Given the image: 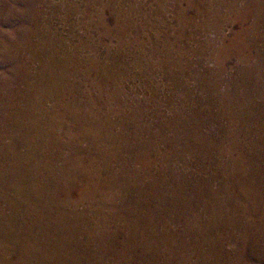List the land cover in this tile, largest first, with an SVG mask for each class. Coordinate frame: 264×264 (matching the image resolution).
Masks as SVG:
<instances>
[{
	"label": "rangeland",
	"instance_id": "374dc122",
	"mask_svg": "<svg viewBox=\"0 0 264 264\" xmlns=\"http://www.w3.org/2000/svg\"><path fill=\"white\" fill-rule=\"evenodd\" d=\"M256 19L257 0H0V231L6 227L2 218L11 217L14 209L19 207L15 222L9 226L26 231L42 228L41 233L47 232L53 242H57V236L60 239L62 233H65V239L74 237L77 244L71 245L66 256L69 261L77 260V264H177L180 257L177 253L186 252L178 247L177 243L181 244V241L177 234L182 228L192 230L193 225H182L188 220L182 217L184 213L177 209L165 212L154 197H149L151 207H146L144 197L148 193H143L142 188L147 187L153 192L156 187L163 189L171 178L182 180L184 175L181 172L185 170L192 174L197 159L207 156L208 150V154L219 157L237 156L227 141L224 146L220 144L214 148L213 144H201L199 140L201 136L211 134L227 140L226 136L236 134L231 116L234 113L233 117L237 116L235 106L238 102L233 99L231 105H226L229 100L223 99V94L245 93L250 87L253 89V83L257 81V74L252 72L257 68ZM242 26L245 31L237 34ZM249 69L248 74H255V77L238 72ZM249 78H254L252 84ZM66 96H71L77 106L81 104L83 113H60L55 109L56 102H63ZM247 97L249 101L251 96ZM217 116H221L223 124L228 126L220 136L217 134L220 126L214 121ZM139 134L146 145L133 140V135L140 137ZM236 136L241 142L246 135L239 130ZM191 138L193 142L188 146ZM173 140L180 144L173 143ZM165 152L167 157L170 155V168L175 170V176H168V168L163 170L161 167ZM160 157L161 162L158 161ZM159 169L164 173L158 172ZM216 186L217 183L213 185ZM15 189H19L18 192ZM13 203L17 204L11 205ZM127 203L133 209L127 208ZM174 214L182 218V222L174 221ZM150 230L153 234L156 232L154 240L161 242L155 251L156 260L147 251ZM126 231L132 234L128 240L122 236ZM4 235L7 236L0 233V236ZM8 247L0 261L16 263L20 245L16 243L11 250V244ZM24 259L31 260V257L28 254ZM35 264L45 263L37 261Z\"/></svg>",
	"mask_w": 264,
	"mask_h": 264
},
{
	"label": "bare ground",
	"instance_id": "6f19581e",
	"mask_svg": "<svg viewBox=\"0 0 264 264\" xmlns=\"http://www.w3.org/2000/svg\"><path fill=\"white\" fill-rule=\"evenodd\" d=\"M9 1V0H8ZM199 1V0H198ZM221 2V1H219ZM236 2V1H235ZM224 3V2H223ZM221 4V3H220ZM246 5V4H245ZM249 6V4H248ZM221 7V6H220ZM230 7V6H229ZM233 7V6H232ZM246 7V6H245ZM200 8V7H199ZM237 8V7H236ZM250 8V7H249ZM235 9V8H233ZM256 9V8H255ZM231 10V9H230ZM249 10V9H248ZM243 12V11H242ZM245 12V11H244ZM243 12V13H244ZM251 12V11H250ZM207 13V12H206ZM216 13V12H215ZM236 13V12H234ZM242 13V14H243ZM220 14V13H219ZM250 14V13H249ZM216 15V14H215ZM246 15V14H245ZM256 15V14H255ZM231 17V16H230ZM236 18V17H235ZM257 70L255 69L252 72L257 74V83L254 82V78L250 79L251 84L252 81L254 82L253 89L250 87L248 91L245 93H226L223 94V99L226 101L229 100L227 104L231 105V101L236 99L238 105L235 106L237 109L236 117L235 113L231 116V120L234 123L232 129L236 131V134H229L226 136V139L221 138V134H223L226 130H228V126L226 127L221 119V116L215 117L214 121L219 124V133H217L220 138L217 139L215 135H204L201 136L199 142L201 144L209 143L210 145L213 144L214 148L217 146H224L225 141L229 142L230 145L234 148H231V151L237 153V156L230 155L223 157V155L216 156L208 154L207 156L199 157L197 159V164L195 168L192 170V174H188V171L183 170L181 173L184 175L182 180H178L176 178H171V181H167L162 188L156 187L155 190L148 191L147 187H143V193H148L145 195L144 200H146L145 206L149 208L151 207V203L149 201V197H154L159 202L158 205L164 209V211H169L172 209H177V211H181L184 214L182 215L187 217L186 224H182L184 226L193 225L192 230H185L181 226L180 233L177 234L178 240H180L181 244L178 247L181 248V251H186L184 253L181 252L179 254V259L176 261L177 264H264V0H257ZM209 23V21H208ZM207 23V25H209ZM217 23V22H216ZM239 23V22H238ZM243 23V22H242ZM26 24V23H25ZM219 24V22H218ZM241 24V23H240ZM255 26V25H254ZM244 26L238 31L237 34L242 33ZM247 27V24H246ZM253 28V27H252ZM256 28V27H255ZM256 30V29H255ZM254 30V31H255ZM253 31V30H252ZM2 32V31H1ZM247 32V31H246ZM256 34V33H255ZM242 36V35H241ZM251 36V35H250ZM254 36V35H253ZM235 37V36H234ZM240 38V37H239ZM21 40V39H20ZM238 40V39H237ZM213 41V40H212ZM228 42V41H227ZM239 42V41H238ZM244 42V40H243ZM212 43V42H211ZM245 43V42H244ZM253 44V43H252ZM11 45V44H10ZM211 45V44H210ZM247 45V44H246ZM209 46V45H208ZM214 47V46H213ZM227 47V46H226ZM229 47V46H228ZM237 47V46H236ZM252 47V46H251ZM36 48V47H35ZM219 48V47H218ZM241 48V46H240ZM249 48V46H248ZM256 48V47H254ZM226 49V48H225ZM231 49V48H230ZM250 49V48H249ZM248 49V50H249ZM236 50V49H235ZM244 50V49H243ZM230 51V50H229ZM253 51H256L253 50ZM223 52V51H222ZM226 52V51H225ZM234 52V51H233ZM231 52V53H233ZM251 52V51H250ZM237 53V52H236ZM249 53V52H248ZM50 54V53H49ZM256 54V53H255ZM240 56V54H238ZM253 55V54H252ZM32 56V55H31ZM110 56V55H109ZM112 56V55H111ZM226 56V55H225ZM243 56V55H241ZM247 56V55H246ZM37 57V56H36ZM115 57V56H113ZM27 58V57H26ZM41 58V57H40ZM230 58V57H229ZM111 59V58H110ZM242 59V58H240ZM8 60V59H7ZM66 60V59H65ZM68 60V59H67ZM71 60V57H70ZM94 60V59H93ZM221 60V59H220ZM219 60V61H220ZM226 60V59H225ZM57 61V60H56ZM224 61V60H223ZM240 61V60H239ZM243 61V60H242ZM250 61V59H248ZM51 62V61H50ZM53 62L55 60L53 59ZM73 62V61H72ZM80 62V61H79ZM86 62V61H85ZM83 62V63H85ZM93 62V61H92ZM113 62V61H112ZM251 62V61H250ZM47 63V62H46ZM75 63V61L73 62ZM82 63V64H83ZM87 63V62H86ZM98 63V61H97ZM108 63V62H107ZM244 63V61H243ZM45 64V62H44ZM57 64V63H56ZM66 64V61H65ZM64 64V65H65ZM71 64V63H70ZM101 64V63H100ZM43 65V64H42ZM54 65V64H53ZM68 65V64H67ZM78 65V63H77ZM112 65V64H111ZM222 65V64H221ZM252 65V64H251ZM46 66V65H44ZM54 67V66H53ZM58 67V66H57ZM223 67V66H222ZM221 67V68H222ZM41 68V67H40ZM46 68V67H45ZM56 68V67H55ZM64 69V68H63ZM78 69V68H77ZM81 69V67H80ZM108 69V68H107ZM224 69V68H223ZM222 69V70H223ZM244 69V68H243ZM252 69V68H251ZM69 70V69H68ZM74 70V69H73ZM83 70V69H82ZM110 70V69H109ZM5 71V70H4ZM41 71V70H39ZM59 71V70H58ZM63 71V70H61ZM65 71V70H64ZM102 71V70H101ZM105 71V70H104ZM57 72V70H56ZM71 72V71H68ZM66 72V73H68ZM75 72V70H74ZM80 72V71H79ZM82 72V71H81ZM103 72V71H102ZM214 72V71H213ZM240 74L251 75L255 74H248L250 72L248 70H239ZM14 73V72H13ZM53 73V72H52ZM64 73V72H63ZM62 73V74H63ZM209 73V72H208ZM61 74V75H62ZM75 74V73H74ZM82 74V73H81ZM217 74V73H216ZM79 75V74H78ZM24 76V75H23ZM75 76V75H73ZM237 76V75H236ZM245 76V75H244ZM80 77V76H79ZM243 77V76H242ZM246 77V76H245ZM255 77V76H254ZM20 78V77H19ZM17 78V79H19ZM29 78V77H28ZM34 78V77H33ZM32 78V79H33ZM88 78V77H87ZM214 78V77H213ZM219 78V77H217ZM216 78V79H217ZM222 78V77H221ZM61 79V78H60ZM75 79V78H73ZM77 79V78H76ZM248 79V80H249ZM30 80V79H29ZM69 80V79H68ZM215 80V79H214ZM16 81V80H15ZM67 81V80H66ZM78 81V80H77ZM86 83L85 79L83 80ZM82 81V82H83ZM218 81V80H216ZM20 82V79H19ZM23 82V81H22ZM29 82V81H28ZM45 82V81H44ZM68 82V81H67ZM66 82V83H67ZM74 82V81H73ZM80 82V81H79ZM214 82V81H213ZM220 82V81H218ZM234 82V81H233ZM11 83V82H10ZM81 83V82H80ZM240 83V82H238ZM244 83V82H243ZM15 84V82H14ZM18 84V83H17ZM16 84V85H17ZM24 84V83H23ZM92 84V83H91ZM96 84V83H95ZM222 84V83H221ZM229 84V83H228ZM246 84V83H245ZM20 85V84H19ZM30 85V84H29ZM61 85V84H60ZM59 85V86H60ZM94 85V84H93ZM213 85V84H212ZM15 86V85H14ZM68 86V84L66 85ZM80 86V85H79ZM82 86V85H81ZM102 86V85H101ZM215 86V85H214ZM27 87V85H26ZM23 87V88H26ZM58 88V86H56ZM61 87V86H60ZM76 87V86H75ZM207 87V86H206ZM213 87V86H212ZM217 87V86H216ZM219 87V86H218ZM229 87V86H228ZM240 87V86H239ZM243 87V86H242ZM17 88V87H16ZM42 88V87H41ZM48 88V87H47ZM87 88V87H86ZM96 88V87H95ZM68 89V88H67ZM220 89V88H219ZM245 89V88H244ZM26 90V89H25ZM60 90V89H59ZM76 90V89H75ZM221 90V89H220ZM226 90V89H225ZM256 90V91H255ZM15 91V90H14ZM253 91V92H252ZM24 92V90H23ZM73 92V91H72ZM76 92V91H75ZM88 92V89H87ZM103 92V91H102ZM216 92V91H215ZM226 92V91H225ZM242 92V91H241ZM16 93V91H15ZM26 93V92H25ZM71 93V92H70ZM32 94V93H31ZM63 94V93H62ZM79 94V92L77 93ZM209 94V93H208ZM19 95V94H18ZM82 95V94H81ZM115 95V94H114ZM93 96V95H92ZM95 96V94H94ZM100 96V95H99ZM110 96V95H109ZM251 96L249 101L248 97ZM37 97V96H36ZM62 97V96H61ZM63 102H56L57 106L55 109H59L60 113H75L76 111L81 113L83 106L79 104L78 106L72 101L73 98L71 96H66ZM77 97V96H76ZM84 97V96H83ZM86 97V96H85ZM209 97V96H208ZM221 97V96H220ZM32 98V97H31ZM81 98V97H80ZM97 98V96H96ZM100 98V97H99ZM211 98V97H210ZM27 99V98H26ZM60 99V98H59ZM87 99V98H86ZM92 99V98H91ZM116 99V98H115ZM218 99V98H217ZM222 99V98H221ZM55 100V99H54ZM75 100V99H74ZM88 100V99H87ZM98 100V99H97ZM105 100V99H104ZM23 101V100H22ZM81 101V100H80ZM89 101V100H88ZM101 101V100H100ZM99 101V102H100ZM216 101V100H215ZM219 101V100H218ZM34 102V101H33ZM54 102V101H53ZM92 102V101H91ZM118 102V101H117ZM1 103V102H0ZM13 103V102H12ZM86 103V102H85ZM84 103V104H85ZM96 103V102H95ZM101 103V102H100ZM104 103V102H103ZM212 103V102H211ZM217 103V102H216ZM126 104V103H125ZM8 105V104H7ZM87 105V104H86ZM95 105V104H94ZM108 105V104H106ZM38 106V105H37ZM40 106V105H39ZM54 106V105H53ZM96 106V105H95ZM98 108V106H96ZM44 108V107H42ZM90 108V107H88ZM96 108V109H97ZM105 108V107H104ZM103 108V109H104ZM214 108V107H213ZM231 108V107H230ZM45 109V108H44ZM53 109V108H52ZM100 109V108H99ZM215 109V108H214ZM222 109V108H221ZM228 109V108H226ZM232 109V108H231ZM1 110V109H0ZM14 110H16L14 108ZM22 110V109H20ZM25 110V109H24ZM28 110V109H27ZM26 110V112H27ZM90 110V109H89ZM94 109H92L93 112ZM114 111V109H112ZM213 110V109H212ZM224 110V109H223ZM234 110V109H233ZM29 111V110H28ZM41 111V110H40ZM57 111V112H58ZM88 111V110H87ZM96 111V110H95ZM105 111V110H104ZM110 111V110H109ZM257 111V112H256ZM4 112V111H3ZM42 112V111H41ZM54 112V111H53ZM52 112V113H53ZM56 112V113H57ZM106 112V111H105ZM115 112V111H114ZM203 112V111H202ZM215 112V111H214ZM16 113V112H15ZM35 113V112H34ZM43 113V112H42ZM83 113V112H82ZM91 113V112H89ZM107 113V112H106ZM109 113V112H108ZM119 113V112H117ZM6 114V113H5ZM14 114V113H13ZM102 114V113H101ZM134 114V113H133ZM139 114V113H137ZM158 114V113H157ZM202 114V113H201ZM207 114V113H206ZM214 114V113H213ZM212 114V115H213ZM218 114V113H217ZM220 114V113H219ZM223 114V113H222ZM227 114V113H226ZM232 114V113H231ZM2 115V114H1ZM64 115V114H63ZM113 115V114H112ZM145 115V114H143ZM142 115V116H143ZM183 115V114H182ZM215 115V114H214ZM225 115V113H224ZM65 116V115H64ZM109 116V115H108ZM136 116V115H135ZM139 116V115H138ZM211 116V115H210ZM68 117V116H67ZM128 117V116H127ZM134 117V116H133ZM230 117V116H229ZM2 118V117H1ZM10 118V117H9ZM113 118V117H111ZM121 118V117H120ZM118 118V119H120ZM146 118V117H145ZM196 118V117H195ZM194 118V119H195ZM198 118V117H197ZM205 118V116L203 117ZM122 119V118H121ZM127 119V118H126ZM130 119V118H129ZM133 119V118H132ZM136 119V118H135ZM206 119V118H205ZM5 120V118H4ZM14 120V119H13ZM17 120V119H16ZM75 120V119H74ZM230 120V119H229ZM8 121V120H7ZM15 121V120H14ZM20 121V119H19ZM18 121V122H19ZM73 121V120H72ZM112 121V120H111ZM111 121L109 123H111ZM120 121V120H119ZM125 121V120H124ZM193 121V120H192ZM84 122V121H83ZM122 122V121H121ZM210 122V121H208ZM6 123V122H5ZM114 123V122H113ZM139 123V121H138ZM148 123V122H147ZM164 123V122H163ZM184 123V122H183ZM182 123V124H183ZM2 124V123H1ZM124 124V123H123ZM134 124V123H133ZM160 124V123H159ZM169 124V123H168ZM174 124V123H173ZM208 124V123H207ZM10 125V124H9ZM13 125V124H12ZM15 125V124H14ZM116 125V124H115ZM119 126V124H117ZM156 125V124H155ZM162 125V122H161ZM166 125V124H165ZM200 125V124H199ZM217 125V124H216ZM7 126V125H6ZM11 126V125H10ZM151 126V125H150ZM163 126V125H162ZM161 126V127H162ZM184 126V125H183ZM192 126V125H191ZM9 127V126H8ZM15 127V126H14ZM22 127V126H20ZM26 127V126H25ZM30 127V126H29ZM39 127V126H38ZM51 127V126H50ZM101 127V125H100ZM120 127V126H119ZM138 127V126H137ZM144 127V126H143ZM152 127V126H151ZM167 127V126H166ZM165 127V128H166ZM240 127V128H239ZM5 128V127H4ZM19 129V127H17ZM124 128V127H123ZM128 128V127H127ZM149 128V126L147 127ZM202 128V127H201ZM206 128V127H204ZM9 129V128H8ZM17 129V130H18ZM27 129V128H26ZM29 129V128H28ZM151 129V128H150ZM162 129V128H161ZM160 129V131H161ZM170 129V128H169ZM184 129V128H183ZM23 130V129H22ZM25 130V128H24ZM42 130V129H41ZM64 130V129H63ZM66 130V128H65ZM123 130V129H122ZM148 130V129H147ZM182 130V129H181ZM218 130V129H217ZM243 131L245 139H241L239 142L237 135V131ZM8 132V130H6ZM14 131V129H13ZM19 131V130H18ZM53 131V130H52ZM51 131V132H52ZM70 131V130H69ZM67 131V132H69ZM135 131V130H134ZM158 131V129H157ZM159 131V132H160ZM191 131V130H190ZM203 131V130H202ZM230 131V130H229ZM3 132V131H2ZM138 132V131H137ZM136 132V133H137ZM140 132V131H139ZM173 132V131H172ZM232 132V131H231ZM252 132V133H251ZM1 133V132H0ZM12 133V132H11ZM27 133V132H26ZM130 133V132H129ZM144 133V132H143ZM142 133V134H143ZM17 134V133H16ZM19 134V133H18ZM24 134V133H23ZM132 133H130L131 135ZM148 134V133H147ZM185 134V133H184ZM1 135V134H0ZM3 135V134H2ZM13 135V134H12ZM123 135V134H122ZM140 135V134H139ZM199 135V134H197ZM241 135V132L238 134ZM30 136V135H29ZM51 136V135H50ZM91 136V135H90ZM165 136V135H164ZM176 136V135H175ZM5 137V136H4ZM18 137V136H17ZM27 137V136H26ZM134 141H138L139 144H143L142 146L146 145L145 141L133 135ZM163 137V136H162ZM16 138V136H15ZM122 138V137H121ZM129 138V137H128ZM127 138V139H128ZM166 138V137H165ZM164 138V139H165ZM183 138V137H182ZM244 138V137H242ZM6 139V138H5ZM14 139V138H12ZM109 139V138H108ZM139 139V140H138ZM170 139V138H168ZM18 140V139H17ZM20 140V139H19ZM24 140V139H23ZM177 140V138H176ZM29 141V140H28ZM38 141V140H37ZM156 141V140H155ZM160 141V140H159ZM170 141V140H169ZM23 142V141H22ZM30 142V141H29ZM42 142V141H41ZM95 142V141H94ZM126 142V141H125ZM131 142V141H130ZM150 142V141H149ZM148 142V143H149ZM168 142V141H167ZM173 143L180 144L179 141H172ZM188 146H191L193 139L191 138L188 141ZM14 143V142H13ZM12 143V144H13ZM16 143V142H15ZM92 143V142H91ZM121 143V142H120ZM134 143V142H133ZM137 143V142H136ZM159 143V142H158ZM165 143V142H164ZM3 144V143H2ZM119 144V142H118ZM126 144V143H125ZM138 144V145H139ZM150 144V143H149ZM208 144V145H209ZM24 145V143H23ZM117 145V144H116ZM127 145V144H126ZM137 145V146H138ZM166 145V144H165ZM4 146V145H2ZM6 146V145H5ZM22 146V145H21ZM94 146V145H92ZM122 146V145H121ZM168 146V143H167ZM171 146V145H170ZM173 146V144H172ZM230 146V147H231ZM9 147V146H8ZM30 147V146H29ZM97 147V146H96ZM99 147V146H98ZM132 147V145H131ZM152 147V146H151ZM174 147V146H173ZM183 147V146H182ZM2 148V147H1ZM15 148V147H14ZM13 148V149H14ZM23 148V147H22ZM26 148V147H25ZM135 148V147H134ZM148 148V146H147ZM179 148V147H178ZM184 148V147H183ZM221 148V147H220ZM5 149V148H4ZM7 149V148H6ZM5 149V151H6ZM36 149V148H35ZM96 149V148H95ZM98 149V148H97ZM96 149V150H97ZM113 149V148H111ZM126 149V148H125ZM129 149V148H128ZM141 151V149L139 147ZM152 149V148H151ZM42 150V149H41ZM87 150V149H86ZM108 150V149H107ZM138 150V148H137ZM157 150V149H156ZM155 150V152H156ZM161 150V149H160ZM171 150V149H170ZM13 151V150H12ZM15 151V150H14ZM33 151V150H32ZM119 151V150H118ZM127 151V150H126ZM154 151V150H153ZM173 151V150H172ZM179 151V150H178ZM184 151V150H183ZM221 151V150H220ZM3 152V151H2ZM26 152V151H25ZM35 152V151H33ZM38 152V151H37ZM109 152V151H108ZM122 152V151H120ZM135 152V151H134ZM140 152V151H139ZM180 152H182L180 150ZM4 153V152H3ZM8 153V152H7ZM88 153V152H87ZM133 153V152H132ZM142 153V152H141ZM161 153V152H160ZM174 153V152H173ZM206 153V152H205ZM16 154V153H15ZM29 154V153H27ZM38 154V153H36ZM81 154V153H80ZM109 154V153H108ZM125 154V153H122ZM129 154V153H128ZM145 154V153H143ZM150 154V153H148ZM157 154V153H156ZM164 156V162H161V157L158 158V161L163 163L161 167H164L163 170L166 168V174H170L168 176H175L176 172L171 166V158L167 157V153ZM179 154V153H178ZM4 155V154H3ZM32 155V154H31ZM57 155V154H56ZM97 155V153H96ZM113 155V154H112ZM140 155V154H139ZM173 155V154H171ZM177 155V152H176ZM175 155V156H176ZM10 156V155H8ZM15 156V155H14ZM98 156V155H97ZM108 156V155H107ZM133 156V155H132ZM138 156V155H137ZM149 156V155H148ZM151 156V155H150ZM149 156V158H150ZM153 156V155H152ZM155 156V155H154ZM160 156V155H159ZM174 156V157H175ZM7 157V156H6ZM87 157V156H86ZM106 157V156H105ZM119 157V156H118ZM130 157V156H129ZM128 157V158H129ZM139 157V156H138ZM183 157V156H182ZM185 157V156H184ZM14 158V157H13ZM20 158V157H19ZM22 158V157H21ZM25 158V157H24ZM92 158V157H90ZM103 158V157H102ZM101 158V159H102ZM133 158V157H132ZM142 158V157H141ZM177 158V157H176ZM6 159V158H5ZM105 159V158H104ZM119 159V158H118ZM8 160V159H7ZM12 160V159H11ZM16 160V159H14ZM13 160V161H14ZM22 160V159H21ZM26 160V159H25ZM30 160V159H29ZM138 160V159H137ZM136 160V161H137ZM142 160V159H141ZM155 160V159H154ZM1 161V160H0ZM4 161V160H3ZM17 161V160H16ZM19 161V160H18ZM73 161V160H72ZM91 161V160H90ZM96 161V160H95ZM100 161V160H99ZM108 161V160H107ZM135 161V160H134ZM139 161V160H138ZM149 161V160H148ZM151 161V160H150ZM10 162V161H9ZM26 162V161H25ZM122 162V161H121ZM130 162V161H129ZM133 162V161H132ZM153 162V161H152ZM151 162V163H152ZM8 163V162H7ZM17 163V162H16ZM55 163V162H54ZM106 163V162H105ZM118 163V162H117ZM140 163V162H139ZM159 163V162H158ZM107 164V163H106ZM132 164V163H131ZM134 164V162H133ZM122 165V164H121ZM26 166V165H25ZM113 166V165H112ZM5 167V166H4ZM63 167V166H61ZM104 167V166H103ZM152 167V166H151ZM114 168V167H113ZM117 168V167H116ZM121 168V167H120ZM127 168V167H126ZM147 168V167H146ZM156 168V167H155ZM160 168V167H159ZM5 169V168H4ZM7 169V168H6ZM12 169V168H11ZM14 169V168H13ZM101 169V168H98ZM122 169V168H121ZM171 169V170H170ZM64 170V169H63ZM111 170V169H110ZM128 170V169H127ZM137 170V169H136ZM146 170V169H145ZM160 170V171H159ZM158 172H163L159 169ZM170 170V171H169ZM10 171V169H9ZM109 174L111 171L109 169H105ZM116 171V170H114ZM113 171V172H114ZM155 171V170H154ZM64 172V171H63ZM85 172V171H84ZM124 172V171H123ZM133 171H131V174ZM151 172H153L151 170ZM1 173V172H0ZM10 173V172H8ZM106 173V172H105ZM115 173V172H114ZM130 174L128 171L126 174ZM138 173V172H137ZM147 173V172H146ZM154 173V172H153ZM5 174V173H4ZM3 174V175H4ZM99 174V173H98ZM97 174V175H98ZM119 174V173H118ZM117 174V175H118ZM124 174V173H123ZM136 174V173H135ZM56 175V174H55ZM154 175V174H153ZM159 175V174H158ZM23 176V175H22ZM53 176V175H52ZM63 176V175H62ZM107 176V175H106ZM113 176V175H112ZM150 176V175H149ZM156 176V175H155ZM160 176V175H159ZM168 176H165L167 178ZM84 177V176H83ZM93 177V176H91ZM109 177V176H108ZM118 178L120 176H117ZM124 177V176H123ZM122 177V178H123ZM127 177V176H126ZM133 177V176H132ZM4 179V176L2 177ZM107 178V177H105ZM111 178V177H110ZM152 178V177H151ZM163 178V177H162ZM141 179V178H140ZM156 179V178H155ZM7 180V179H6ZM14 180V179H13ZM119 180V179H118ZM9 181V180H8ZM52 181V180H51ZM138 181V180H137ZM103 182V181H102ZM109 182V180H108ZM118 182V181H117ZM105 183V182H104ZM139 183V182H138ZM136 183V184H138ZM151 183V182H150ZM217 183L216 187H213L214 184ZM131 184V183H130ZM149 184V183H148ZM104 185V184H103ZM111 185V184H109ZM118 185V184H117ZM122 185V184H121ZM142 185V184H141ZM156 185V184H155ZM154 185V187H155ZM167 185V186H166ZM146 186V185H145ZM86 187V186H84ZM129 187V186H128ZM132 187V186H131ZM135 187V185H134ZM140 187V186H139ZM138 187V188H139ZM142 187V186H141ZM150 187L151 184H150ZM171 187V188H170ZM4 188V187H3ZM133 188V187H132ZM80 189V188H79ZM84 189V188H83ZM88 189V188H87ZM105 189V188H104ZM134 189V188H133ZM141 189V190H142ZM17 190V189H15ZM19 190V189H18ZM17 190V192H18ZM137 190V188H136ZM21 191V190H20ZM43 191V190H42ZM78 191V188H77ZM90 191V190H89ZM93 191V190H92ZM100 191V189H99ZM107 191V190H106ZM113 191V190H112ZM119 191V190H118ZM140 191V190H139ZM102 192V191H101ZM108 192V191H107ZM106 192V193H107ZM128 192V191H127ZM111 193V192H110ZM129 193V192H128ZM138 193V192H137ZM176 193V194H175ZM26 194V193H25ZM101 194V193H100ZM125 194V193H124ZM90 195V194H89ZM104 195V194H103ZM115 195V194H112ZM122 195V194H121ZM25 196V195H24ZM94 196V195H93ZM21 197V196H20ZM52 197V196H51ZM50 197V198H51ZM67 197V196H66ZM89 197V196H88ZM103 197V196H102ZM107 197V196H106ZM123 197V196H122ZM139 197V196H138ZM7 198V197H6ZM14 198V197H13ZM50 198L48 200H50ZM93 198V197H92ZM120 198V197H119ZM137 198V197H136ZM143 198V197H142ZM16 199V198H15ZM19 199V198H18ZM29 199V198H28ZM54 199V198H53ZM76 199V198H74ZM112 199V198H111ZM118 199V198H117ZM126 199V198H125ZM14 200V199H13ZM67 200V199H66ZM65 200V201H66ZM69 200V199H68ZM91 200V199H90ZM98 200V199H97ZM30 201V200H29ZM104 201V200H103ZM113 201V200H112ZM122 201V200H121ZM124 201V200H123ZM127 201V200H126ZM125 201V203H126ZM132 201V200H131ZM21 202V201H20ZM44 202V201H43ZM60 202V201H59ZM57 202V203H59ZM101 202V201H100ZM22 203V202H21ZM42 203V202H41ZM68 203V202H65ZM64 203V204H65ZM119 203V202H118ZM130 203V202H129ZM139 203V202H138ZM17 204V203H16ZM15 203L11 205H16ZM50 204V203H49ZM63 204V203H62ZM101 204V203H100ZM104 204V203H103ZM120 204V203H119ZM128 204V203H127ZM133 204V203H132ZM29 205V203H28ZM54 205V203H53ZM115 205V204H114ZM121 205V204H120ZM124 205V204H123ZM143 205V204H142ZM33 206V205H32ZM36 206V205H35ZM41 206V205H40ZM58 206V204H57ZM76 206V205H75ZM74 206V207H75ZM82 206V205H81ZM105 206V205H104ZM126 206L127 208L129 207ZM140 206V205H139ZM153 206V205H152ZM15 207V206H14ZM13 207V208H14ZM21 207V206H20ZM64 207V206H63ZM69 207V206H68ZM93 207V206H92ZM107 207V205H106ZM125 207V206H124ZM125 207V209H126ZM133 207V206H132ZM137 207V206H136ZM16 207L14 209V213L11 217H4L2 218L5 223L6 227H4L0 233L6 234L9 236H0V256L6 254L8 252V244H11L10 250L15 246L16 243L20 245V252L18 253V259L16 263L19 264V261H23V264H35V262L39 261V263L43 262L45 264H77V260L69 261L66 256V252L68 253L72 248L71 245H76V239L74 237L70 239H65L64 235H60V239L57 236V242H53L51 240V236L48 237L46 234L47 232H42L40 229H32V230H24L23 228L13 226H9L11 222H15L14 218L17 216ZM39 208V207H38ZM42 208V207H41ZM58 208V207H57ZM66 208V206H65ZM91 208V207H90ZM155 208V207H154ZM153 208V209H154ZM28 209V208H27ZM71 209V208H70ZM114 209V208H113ZM133 209V208H130ZM137 209V208H136ZM24 210V209H23ZM33 210V209H32ZM43 210V209H42ZM139 210V209H138ZM148 209H146L147 211ZM150 210V209H149ZM158 210V208H157ZM2 211V210H0ZM61 211V210H60ZM83 211V210H82ZM22 212V211H21ZM38 212V211H37ZM42 212V211H41ZM49 212V211H48ZM112 212V211H111ZM121 212V210H120ZM124 212V211H123ZM142 212V211H141ZM44 213V212H43ZM126 213V212H125ZM137 213V212H136ZM140 213V212H139ZM168 213V212H167ZM4 214V213H2ZM51 214V213H50ZM67 214V213H66ZM124 214V213H122ZM134 214V213H133ZM132 214V215H133ZM154 214V213H152ZM173 214V213H172ZM177 214V213H176ZM180 214V213H179ZM182 214V213H181ZM31 215V214H30ZM38 215V214H37ZM41 215V214H40ZM103 215V214H102ZM111 215V214H109ZM175 215V214H174ZM21 216V214H20ZM26 216V214H25ZM29 216V215H28ZM101 216V215H100ZM104 216V215H103ZM126 216V215H125ZM136 216V215H135ZM134 216V217H135ZM140 216V215H139ZM146 216V215H145ZM169 216V215H168ZM8 217V218H7ZM22 217V216H21ZM39 217V216H38ZM43 217V216H42ZM62 217V216H61ZM98 217V216H97ZM110 217V216H109ZM118 217V215H117ZM132 217V216H131ZM130 217V218H131ZM133 217V218H134ZM149 217V216H148ZM153 217V216H152ZM165 217V216H164ZM17 218V217H16ZM26 218V217H25ZM107 218V217H106ZM116 218V217H115ZM120 218V217H119ZM122 218V217H121ZM120 218V219H121ZM128 218V217H127ZM141 219V217H138ZM171 218V217H170ZM22 219V218H21ZM28 219V218H27ZM37 219V218H36ZM43 219V218H42ZM67 219V218H66ZM88 219V218H87ZM119 219V221H120ZM135 219V218H134ZM167 219V218H166ZM174 221L182 222V218L180 219L179 216H174L172 218ZM190 219V221H189ZM35 220V219H34ZM54 220V218H53ZM64 220V219H62ZM72 220V218H71ZM85 220V219H84ZM101 220V219H100ZM126 220V219H125ZM156 220V219H155ZM154 220V221H155ZM169 220V219H168ZM2 221V220H1ZM48 221V220H47ZM91 221V220H90ZM161 221V220H158ZM170 221V220H169ZM33 222V221H32ZM50 222V221H49ZM77 222V221H76ZM115 222V221H114ZM124 222V221H123ZM134 221H132L133 223ZM163 222V221H162ZM20 223V222H19ZM18 223V225H19ZM36 223V222H35ZM62 223V221H60ZM106 223V221H105ZM137 223V222H136ZM152 223V222H151ZM160 223V222H159ZM1 224V223H0ZM4 224V223H3ZM71 224V222H70ZM122 224V223H121ZM169 224V223H168ZM14 225V223L12 224ZM66 225V224H65ZM80 225V224H79ZM100 225V223H99ZM98 225V226H99ZM154 225V224H153ZM159 225V224H158ZM162 225V224H161ZM165 225V224H164ZM167 225V223H166ZM173 225V224H172ZM67 226V225H66ZM81 226V225H80ZM78 226V227H80ZM139 226V225H138ZM151 226V225H150ZM163 226V225H162ZM168 226V225H167ZM48 227V226H47ZM68 227V226H67ZM73 227V226H72ZM97 227V226H96ZM102 227V226H101ZM120 227V226H119ZM171 227V226H170ZM1 228V227H0ZM28 228V227H27ZM56 228V227H55ZM64 228V227H63ZM77 228V227H74ZM108 228V227H107ZM125 228V227H124ZM131 228V227H130ZM133 228V227H132ZM186 228V227H185ZM31 229V228H29ZM46 229V228H45ZM49 229V228H48ZM51 229V228H50ZM78 229V228H77ZM99 229V228H98ZM113 229V228H111ZM144 229V228H143ZM170 229V228H169ZM38 230V231H37ZM73 230V229H72ZM71 230V231H72ZM110 230V229H109ZM117 230V229H114ZM126 230V228H125ZM142 230V229H141ZM154 230V229H153ZM164 230V229H163ZM40 231V232H39ZM54 234L57 232V229L53 230ZM59 231V230H58ZM92 231V229H91ZM113 231V230H112ZM109 231V232H112ZM129 231V230H128ZM126 231L122 233L124 239H130L131 235L129 232ZM134 231V230H133ZM158 231V229H157ZM50 232V231H49ZM99 232V231H98ZM97 232V233H98ZM103 232V231H102ZM105 232V231H104ZM123 232V231H122ZM146 232V231H145ZM152 234H150L149 244L150 247L148 248L149 254L153 258L157 257L155 251H157V247L161 242L154 240V233L150 230ZM166 232V231H165ZM174 232V231H173ZM73 233V232H70ZM119 234V232L117 231ZM140 233V232H139ZM168 232L167 234H169ZM185 233V234H184ZM189 233V234H188ZM74 234V233H73ZM83 234V233H82ZM89 234V233H88ZM111 234V233H110ZM171 234V233H170ZM142 235V234H141ZM147 235V234H146ZM165 235V233H164ZM75 236V234H74ZM138 236V235H137ZM156 236V235H155ZM174 236V235H173ZM176 236V235H175ZM189 238H187V237ZM64 237V238H63ZM70 237V236H69ZM78 237V236H77ZM89 237V236H87ZM116 237V236H115ZM118 237V236H117ZM122 237V238H123ZM169 237V236H168ZM172 237V236H170ZM10 242L8 241V239ZM96 238V237H95ZM94 238V239H95ZM103 238V237H102ZM121 238V239H122ZM162 238V237H161ZM166 238V237H165ZM176 238V237H175ZM59 239V240H58ZM93 239V238H92ZM109 239V238H108ZM111 239V237H110ZM139 239V238H138ZM144 239V238H143ZM147 239V238H146ZM167 239V238H166ZM173 239V238H172ZM104 240H106L104 238ZM112 240V239H111ZM164 240V239H163ZM162 240V241H163ZM59 241V242H58ZM89 241V240H88ZM87 241V242H88ZM92 241V240H90ZM99 241V240H98ZM102 241V240H101ZM108 241V240H107ZM113 241V240H112ZM117 241V239H116ZM138 241V240H137ZM177 241V240H176ZM175 241V242H176ZM43 244H42V243ZM86 242V243H87ZM94 242V241H93ZM115 242V241H114ZM126 242V241H124ZM129 242V241H128ZM133 242V240H132ZM131 242V243H132ZM147 242V240H146ZM145 242V243H146ZM164 242V241H163ZM172 242V241H171ZM174 242V243H175ZM178 242V241H177ZM4 243V244H3ZM91 243V242H90ZM100 243V242H99ZM103 243V242H102ZM120 243V242H119ZM118 243V244H119ZM127 243V242H126ZM124 243V244H126ZM130 243V242H129ZM130 243V244H131ZM173 243V244H174ZM13 244V245H12ZM107 244V243H106ZM166 244V243H165ZM172 244V243H171ZM84 245V244H83ZM129 245V244H128ZM141 245V244H140ZM8 248H6V247ZM80 246V245H79ZM82 246V245H81ZM103 246V245H102ZM138 246V245H137ZM142 246V245H141ZM148 246V245H147ZM164 246V245H163ZM25 247V248H23ZM78 247V246H77ZM74 247V248H77ZM100 247V246H99ZM112 247V246H111ZM143 247V246H142ZM102 248V247H101ZM104 248V247H103ZM120 248V247H118ZM160 248V247H159ZM167 248V247H166ZM174 248V247H173ZM170 248L172 251L175 248ZM15 249V248H14ZM31 249L29 253H26V250ZM106 249V248H104ZM134 249V248H133ZM146 249V248H145ZM178 249V248H177ZM80 250V249H78ZM115 250V249H114ZM135 250V249H134ZM136 251V250H135ZM160 251V250H159ZM176 251V250H175ZM17 252V251H16ZM114 252V251H113ZM120 252V251H119ZM168 252V251H166ZM3 253V254H2ZM72 253V252H70ZM137 253V252H136ZM31 257V260H25L24 256L28 255ZM165 254V253H164ZM188 256H184V255ZM135 256V255H133ZM139 256V255H138ZM7 257V256H6ZM70 257V256H69ZM166 257V256H165ZM172 257V256H171ZM177 257V256H175ZM177 257V258H178ZM10 258V257H9ZM66 258V259H64ZM73 258V257H72ZM144 258V257H143ZM150 258V257H149ZM148 258V259H149ZM160 258V257H159ZM106 259V258H105ZM173 259V258H171ZM8 260V259H7ZM154 260V261H155ZM103 261V260H102ZM143 261V260H142ZM153 261V262H154ZM159 261V260H158ZM144 262V261H143ZM188 262V263H187ZM149 263V262H148ZM167 263V262H166ZM170 263V262H169ZM173 263V262H172ZM175 263V262H174ZM0 264H5V261H0ZM12 264V263H8ZM21 264V263H20ZM79 264V262H78ZM153 264H156L155 262ZM171 264V263H170Z\"/></svg>",
	"mask_w": 264,
	"mask_h": 264
}]
</instances>
